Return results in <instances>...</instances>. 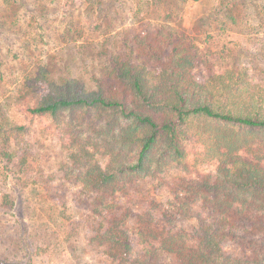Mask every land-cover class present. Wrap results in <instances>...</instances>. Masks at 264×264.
Listing matches in <instances>:
<instances>
[{
	"label": "rangeland",
	"instance_id": "1",
	"mask_svg": "<svg viewBox=\"0 0 264 264\" xmlns=\"http://www.w3.org/2000/svg\"><path fill=\"white\" fill-rule=\"evenodd\" d=\"M158 28L178 30L193 45L195 80L223 67L244 70L264 87V0H0V123L23 127L14 140L0 136V264H114L92 239L93 195L81 191L75 150L50 127L42 130L44 119L28 115L20 101L44 95L47 79L92 88L114 58L158 72L146 47ZM191 155L164 159L139 190L106 200L122 218L133 255L143 253L136 214L156 215L151 227L161 230L159 216L181 178L218 167L195 164ZM96 159L107 162L100 154ZM171 229L190 233L194 221H175ZM223 249L248 255L231 239ZM158 254L160 264H176L172 254Z\"/></svg>",
	"mask_w": 264,
	"mask_h": 264
},
{
	"label": "trees",
	"instance_id": "2",
	"mask_svg": "<svg viewBox=\"0 0 264 264\" xmlns=\"http://www.w3.org/2000/svg\"><path fill=\"white\" fill-rule=\"evenodd\" d=\"M146 43L158 72L114 58L92 88L75 79H47L44 95L20 101L28 115L44 119L42 130L50 127L75 150L81 191L93 195V241L105 246L114 264H160L159 250L172 254L176 264H264V87L244 70L223 67L195 80L191 70L198 55L178 30L158 28ZM20 130L0 123L7 140ZM190 153L193 163L216 162L217 169L181 178L164 203L161 230L151 227L156 215L136 214L143 253L133 255L122 218L106 200L139 190L164 159ZM183 220L194 221L192 232L171 229ZM227 239L248 255L225 253Z\"/></svg>",
	"mask_w": 264,
	"mask_h": 264
}]
</instances>
